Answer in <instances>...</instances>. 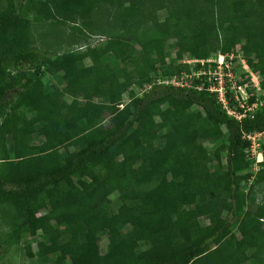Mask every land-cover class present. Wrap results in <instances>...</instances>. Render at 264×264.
<instances>
[{"label":"trees","instance_id":"obj_1","mask_svg":"<svg viewBox=\"0 0 264 264\" xmlns=\"http://www.w3.org/2000/svg\"><path fill=\"white\" fill-rule=\"evenodd\" d=\"M136 1L4 0L0 134L8 136L10 153L4 152L0 204L16 207L21 220L0 234V258L20 239L31 238L36 240V254L48 259L43 264H264V230L255 229L264 208L244 211L241 204L249 180L264 179V151L262 168L253 177L245 159L250 147L245 136L264 132V97L259 107L246 113L233 107L226 94L227 108L243 115L236 119L208 91L204 75L188 86L155 82L200 68L173 58L160 64L158 41L139 42L136 49L135 43L111 40L98 50L52 59L28 46L27 13L37 22L73 16L87 21L98 3L119 7ZM224 1L214 5L222 2L224 8ZM230 6L222 52L238 44L243 56L250 52L259 57L264 50V0H234ZM214 17L208 16V30L198 19L189 39L171 50L186 48L196 60L208 57L205 33L212 31ZM112 50L119 58L110 62ZM246 63L253 69L249 60ZM57 74L60 86L42 82L44 76ZM260 87L264 95V81ZM111 91L126 97L125 103H118L120 109L109 103ZM254 101L250 95L245 104ZM206 142L216 143L224 153L223 166L203 147ZM194 143L197 154L174 157L167 164V176L149 192L118 189L113 208L85 204L106 180L149 182L173 148ZM211 198L217 199L223 217L209 210ZM58 204L83 206L49 218ZM45 210L47 215H38ZM234 226L240 239L233 235ZM99 237L106 239L102 253Z\"/></svg>","mask_w":264,"mask_h":264},{"label":"rangeland","instance_id":"obj_2","mask_svg":"<svg viewBox=\"0 0 264 264\" xmlns=\"http://www.w3.org/2000/svg\"><path fill=\"white\" fill-rule=\"evenodd\" d=\"M216 0H137L135 3L122 2L121 6H115L109 3H98L94 5L90 11L87 21L81 20L78 16L64 21L50 19L47 21L37 22L34 20L32 13H27L29 21L28 27V46L47 54L49 58H54L64 53L84 54L94 50L103 48L111 40L127 41L134 44L138 49L139 42L158 41L160 44L163 57L160 64L167 63L173 58L175 63H198L199 69L191 68L190 74L181 73L179 76L169 74L168 77L158 78L154 80L158 83L172 84L174 86H188L193 78L204 75V82L210 93L215 94L216 99L225 100L227 94L232 100L233 107L243 109L246 113H252L261 99H263V91L260 82L264 81V71L261 67L264 64V50L260 56L253 53H247L243 56L238 50L239 45L236 44L233 50L222 52V37L224 29L228 26L231 15V2L234 0H225L224 8L222 2L214 5ZM4 5V0L0 2V8ZM183 7V8H182ZM228 7V9H225ZM182 10V11H181ZM217 10V12H216ZM215 14L213 20V29L206 35V44L209 47L210 55L199 60L192 59L188 49L179 52L171 50L175 43L186 42L191 36L198 19L204 20L206 29L211 27L210 14ZM119 55L116 50H112L108 56L110 62L117 61ZM107 59V60H108ZM249 60L253 65L250 69L246 63ZM84 62L88 64V60ZM227 63L225 68L223 65ZM213 65V66H212ZM203 66V68H202ZM152 67V66H150ZM44 84L52 83L60 86V75L44 76L42 79ZM201 86V85H199ZM123 88V86H122ZM147 89V87H146ZM139 95L140 91L135 90ZM252 95L255 101L253 105L246 106L245 101L248 96ZM108 101L110 104H117L120 109L127 101L124 94L119 91H111L108 93ZM91 106V104H86ZM229 109V108H228ZM251 109V110H247ZM232 115L238 116V112L233 110ZM26 124V122H23ZM41 132V131H40ZM250 142L249 149L245 152V159L248 162V172L255 175L258 169H261L262 152L264 151V132L252 133L246 138ZM203 147L210 153L219 166L224 165V153L217 150L216 143H203ZM10 153V144L7 135L0 134V174L3 169V158H6L4 152ZM181 153L191 156L197 154L196 144H189L181 148H173L168 154L166 164L159 169L156 175L145 184H135L130 179L112 178L106 180L104 184L98 188L96 195L92 200L85 202L100 203L102 205L113 208L116 204V196L118 189L126 192H136L143 194L155 188L162 178L167 176V164ZM208 180V175L205 173ZM90 178V175H88ZM248 190L245 191L241 204L243 210H256L258 207L264 208V179L253 180L251 178L248 184ZM82 204L77 207L57 205L52 213L46 210L38 215H47L49 218L61 217L73 209L81 210ZM73 208V209H72ZM209 210L212 213L223 217V211H217V199L211 198L209 202ZM224 210V209H223ZM17 208L11 204H0V234L8 232L13 225L20 222ZM235 227L232 229L233 235L240 239ZM255 229L264 230V217L259 220ZM35 239L22 238L17 244L11 246L4 256L0 258V264H43L48 259L39 257L35 252ZM240 244L242 240L238 241ZM100 252L105 251L106 239L98 238ZM264 256V249L262 252ZM206 260L210 257L205 256Z\"/></svg>","mask_w":264,"mask_h":264},{"label":"built area","instance_id":"obj_3","mask_svg":"<svg viewBox=\"0 0 264 264\" xmlns=\"http://www.w3.org/2000/svg\"><path fill=\"white\" fill-rule=\"evenodd\" d=\"M225 68L227 67V63H225L224 65H223ZM249 97V96H248ZM247 99V98H246ZM219 102H220V104L222 105V107L225 109V112L228 114V115H231V116H233L231 113H232V111L230 110V109H228V108H226V106H225V102L224 101H222L221 99H219ZM254 103H252L251 105H253ZM259 105H261L260 103H259ZM247 110H251V109H247ZM235 117V116H234ZM240 117H243V115H238V116H236L235 118L236 119H239ZM249 137V135H246L245 136V138H248Z\"/></svg>","mask_w":264,"mask_h":264},{"label":"crops","instance_id":"obj_4","mask_svg":"<svg viewBox=\"0 0 264 264\" xmlns=\"http://www.w3.org/2000/svg\"><path fill=\"white\" fill-rule=\"evenodd\" d=\"M239 245H240V243H239ZM202 264H214V263L212 261H206V262L204 261Z\"/></svg>","mask_w":264,"mask_h":264}]
</instances>
